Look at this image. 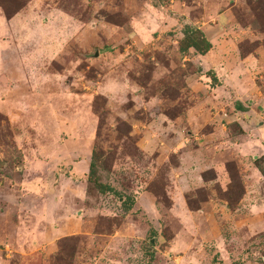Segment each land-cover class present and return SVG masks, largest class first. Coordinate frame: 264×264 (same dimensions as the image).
Segmentation results:
<instances>
[{
    "label": "rangeland",
    "instance_id": "1",
    "mask_svg": "<svg viewBox=\"0 0 264 264\" xmlns=\"http://www.w3.org/2000/svg\"><path fill=\"white\" fill-rule=\"evenodd\" d=\"M252 52L264 0H0V264H264Z\"/></svg>",
    "mask_w": 264,
    "mask_h": 264
},
{
    "label": "trees",
    "instance_id": "2",
    "mask_svg": "<svg viewBox=\"0 0 264 264\" xmlns=\"http://www.w3.org/2000/svg\"><path fill=\"white\" fill-rule=\"evenodd\" d=\"M190 31L188 29L184 30L182 32V35L184 37V39L186 40V42L189 44V46L195 51L197 52V54L199 55H204L205 53H207L210 50V43L204 38V36L202 35V33L196 29L194 30V32L196 34L199 35L200 41H195L194 39H191L188 37V33ZM235 108L237 110L241 109L240 105H238L237 103L235 104ZM264 164V156H262L261 158H259L258 160L254 161V168L262 175L264 176V171L261 168V165ZM92 166L91 164L89 165V171H91ZM106 190V189H104ZM109 189H107L108 191Z\"/></svg>",
    "mask_w": 264,
    "mask_h": 264
},
{
    "label": "crops",
    "instance_id": "3",
    "mask_svg": "<svg viewBox=\"0 0 264 264\" xmlns=\"http://www.w3.org/2000/svg\"><path fill=\"white\" fill-rule=\"evenodd\" d=\"M199 30V29H198ZM208 53H210V50H209V52ZM260 54H262V53H260V52H252L251 54H249L250 56L248 57V58H246V59H249V58H253L254 56V59H255V61L257 62V64L260 62V60H258L259 59V56H260ZM264 55V53L262 54V56ZM264 57V56H263ZM245 59V60H246ZM263 63H264V61H262ZM259 65V64H258ZM257 75H258V79L257 80H260L259 81V84H260V87L264 90V64H261V68H258L257 69ZM240 104V103H239Z\"/></svg>",
    "mask_w": 264,
    "mask_h": 264
}]
</instances>
